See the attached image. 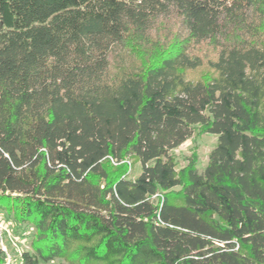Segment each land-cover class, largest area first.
Returning <instances> with one entry per match:
<instances>
[{
	"label": "trees",
	"instance_id": "16d2710c",
	"mask_svg": "<svg viewBox=\"0 0 264 264\" xmlns=\"http://www.w3.org/2000/svg\"><path fill=\"white\" fill-rule=\"evenodd\" d=\"M0 212L22 264H264V0H0Z\"/></svg>",
	"mask_w": 264,
	"mask_h": 264
},
{
	"label": "rangeland",
	"instance_id": "374dc122",
	"mask_svg": "<svg viewBox=\"0 0 264 264\" xmlns=\"http://www.w3.org/2000/svg\"><path fill=\"white\" fill-rule=\"evenodd\" d=\"M198 54L202 56L204 63L207 59L214 57V54L207 47L200 48ZM209 73H211L209 68L203 66L189 74V78L200 79L206 77ZM216 143V136L194 131L186 142L169 153L174 160L176 171H181V168L187 166L191 160H196V169H198L199 173H202L207 164L209 152L215 147ZM125 163L128 165L129 179L136 178L141 171L139 163L131 158H127ZM0 222L3 228V246H5L6 252L12 260L11 264H22L20 260L21 254L27 251L31 252L29 244L33 236V229L27 224H17L13 218L2 212H0ZM3 255L6 257L4 252ZM56 263H58V260L50 264Z\"/></svg>",
	"mask_w": 264,
	"mask_h": 264
},
{
	"label": "built area",
	"instance_id": "2783aa9c",
	"mask_svg": "<svg viewBox=\"0 0 264 264\" xmlns=\"http://www.w3.org/2000/svg\"><path fill=\"white\" fill-rule=\"evenodd\" d=\"M115 163V162H114ZM2 224L0 222V248L1 250L5 253L6 257H4V263L3 264H11L12 260L10 259V256H8L7 252H6V248L5 246H3V232H2Z\"/></svg>",
	"mask_w": 264,
	"mask_h": 264
}]
</instances>
